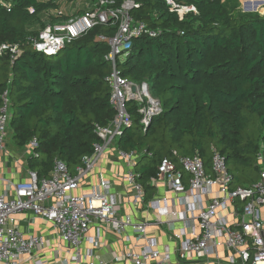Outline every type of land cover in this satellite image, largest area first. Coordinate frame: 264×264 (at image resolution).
<instances>
[{
    "label": "trees",
    "instance_id": "16d2710c",
    "mask_svg": "<svg viewBox=\"0 0 264 264\" xmlns=\"http://www.w3.org/2000/svg\"><path fill=\"white\" fill-rule=\"evenodd\" d=\"M61 1L0 0V45L19 47L15 57L9 50L0 55V107L8 90L9 133L20 148L37 140L27 165L40 177L50 175L56 158L75 172L101 141L95 126L108 125L116 113L106 80L111 47L98 36H113L118 24H98L56 54L33 48L32 38L46 26L85 10L68 14ZM113 1L121 6L125 0ZM174 1L195 10L179 13L166 0H135L134 21L160 32L134 38L118 63L129 80L148 82L162 106L144 130L137 104L128 101L133 123L116 140L120 150L139 155L135 171L146 200L166 157L177 162L198 154L209 168L215 148L235 185L254 183L264 168V15L241 11L239 0Z\"/></svg>",
    "mask_w": 264,
    "mask_h": 264
},
{
    "label": "built area",
    "instance_id": "2783aa9c",
    "mask_svg": "<svg viewBox=\"0 0 264 264\" xmlns=\"http://www.w3.org/2000/svg\"><path fill=\"white\" fill-rule=\"evenodd\" d=\"M166 1L179 13L195 10L180 7L174 0ZM113 3V0H98L79 15L49 24L38 37L31 40L35 50L52 55L98 24H118L113 36H98V40L107 41L111 47L106 59L112 64V69L106 80L111 87L110 102L116 113L108 125L95 126V132L101 141L94 144L93 154L85 156L75 172L69 169L65 161L56 158L50 175L46 177H40L33 170H28L27 178L18 182L0 176V181L6 186L5 191L0 192V264H21L23 256L34 254L45 244L43 236L27 237L19 228L18 215L24 211H30L54 224L59 238L75 249L71 260L76 264H112L96 260L92 250L87 252V262L82 261L79 250L89 240V228L94 221H101L118 233L131 229L139 234V244L122 255L131 264L172 262L170 247L166 246L162 250L156 238L147 235L151 222H138L130 216H119L118 209L122 202L120 198L111 196L109 191L75 193L80 180L96 166L104 150L114 144L125 128L132 125L133 120L127 110L128 101L133 100L137 104L144 130L162 112L161 102L152 95L149 83L129 80L118 65L132 51L134 38L145 34L158 36L160 31L148 27L144 22L134 21L130 10L139 6L135 0H125L121 6L110 5ZM30 11H34L33 7ZM260 14L264 15V12ZM7 50L13 57L19 54L18 45H0V55ZM11 119V101L8 90H5L0 107V155L6 150ZM36 146L38 142L34 138L28 144L31 154L35 153ZM119 155L130 164L126 180L135 190L134 201L141 202L145 190L135 171L138 154L119 149ZM259 162L263 163L261 154ZM159 180L165 183L167 190L176 194L185 193L182 201L186 205L184 218L190 216L186 225L188 229H175L176 211L168 206L170 231L177 241L175 253L179 259L197 253L209 255L222 248L230 252V264L264 262V168L260 170V176L254 183L235 185L225 156L213 148L209 168L198 154L180 156L177 162L168 157L162 159L158 175L151 183L156 184ZM100 185L108 190L105 181L101 180ZM160 202L167 203L165 198ZM195 220L198 230L194 228ZM157 223L159 221L153 224ZM94 245L98 246L99 242L95 241ZM116 259L119 257L116 256Z\"/></svg>",
    "mask_w": 264,
    "mask_h": 264
},
{
    "label": "crops",
    "instance_id": "0c3cea01",
    "mask_svg": "<svg viewBox=\"0 0 264 264\" xmlns=\"http://www.w3.org/2000/svg\"><path fill=\"white\" fill-rule=\"evenodd\" d=\"M28 146L20 148L15 145L6 146V150L0 155V176L13 181H22L27 178V159L31 156ZM139 157V155H138ZM137 157L136 162L139 160ZM130 169L129 162L120 157L116 141L104 150L96 166L81 180L75 193L90 194L94 190L109 194L121 204L118 209L120 217L130 216L138 222H151L147 235L156 238L159 247L163 250L169 246L172 252L171 264H230L228 262L229 251L218 248L209 255L203 253L190 254L186 258L179 259L176 256L177 241L170 231L171 218L168 214V206L176 211L174 225L176 230H183L190 216L184 218L186 205L183 203L185 193L176 194L167 190L165 183L159 180L155 186L153 196L141 202H135V190L126 180ZM101 180L108 185V190L100 185ZM5 184L0 181V192L5 191ZM166 199L167 203L160 201ZM159 202V203H158ZM157 203V204H156ZM264 218V207L262 209ZM159 221L157 224H153ZM18 226L25 236L41 235L45 244L34 254L21 258V264H76L72 259L75 249L61 240L57 229L50 221L35 216L30 211H24L18 215ZM193 226V225H192ZM198 230V224L194 221V228ZM186 229H188L186 227ZM188 231V230H187ZM190 231V230H189ZM89 240H86L79 252L83 263L87 262V252L92 250L96 260H104L112 264H131L122 255L129 249L138 245L141 239L139 234L131 229L118 233L101 221H94L89 228ZM99 242L98 246L94 242ZM116 256L119 259H116Z\"/></svg>",
    "mask_w": 264,
    "mask_h": 264
},
{
    "label": "rangeland",
    "instance_id": "374dc122",
    "mask_svg": "<svg viewBox=\"0 0 264 264\" xmlns=\"http://www.w3.org/2000/svg\"><path fill=\"white\" fill-rule=\"evenodd\" d=\"M248 1V2H247ZM239 8L243 12H264V0H239ZM251 4V9L247 8L248 4ZM92 3L89 0H77V1H70V0H62L61 1V9L64 10L68 14L77 13L79 10L86 9ZM139 83V82H138ZM7 147L12 145L15 147L13 142L12 134L9 133L7 136Z\"/></svg>",
    "mask_w": 264,
    "mask_h": 264
},
{
    "label": "water",
    "instance_id": "95a60500",
    "mask_svg": "<svg viewBox=\"0 0 264 264\" xmlns=\"http://www.w3.org/2000/svg\"><path fill=\"white\" fill-rule=\"evenodd\" d=\"M247 8H248L249 10L252 8L250 3L247 5Z\"/></svg>",
    "mask_w": 264,
    "mask_h": 264
},
{
    "label": "bare ground",
    "instance_id": "6f19581e",
    "mask_svg": "<svg viewBox=\"0 0 264 264\" xmlns=\"http://www.w3.org/2000/svg\"><path fill=\"white\" fill-rule=\"evenodd\" d=\"M248 2V1H247ZM260 264H264V262H261Z\"/></svg>",
    "mask_w": 264,
    "mask_h": 264
}]
</instances>
